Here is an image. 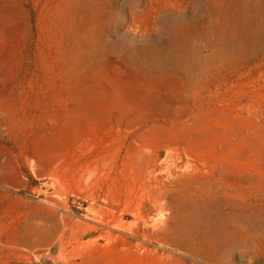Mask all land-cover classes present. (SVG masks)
<instances>
[{"label":"rangeland","instance_id":"374dc122","mask_svg":"<svg viewBox=\"0 0 264 264\" xmlns=\"http://www.w3.org/2000/svg\"><path fill=\"white\" fill-rule=\"evenodd\" d=\"M0 264H264V0H0Z\"/></svg>","mask_w":264,"mask_h":264}]
</instances>
